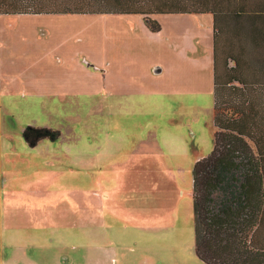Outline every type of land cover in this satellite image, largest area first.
Listing matches in <instances>:
<instances>
[{
    "label": "rangeland",
    "instance_id": "1",
    "mask_svg": "<svg viewBox=\"0 0 264 264\" xmlns=\"http://www.w3.org/2000/svg\"><path fill=\"white\" fill-rule=\"evenodd\" d=\"M41 15L0 17V264H205L193 168L213 149L207 72L135 16ZM199 37L190 59L212 50V27ZM27 127L59 136L30 147Z\"/></svg>",
    "mask_w": 264,
    "mask_h": 264
},
{
    "label": "trees",
    "instance_id": "2",
    "mask_svg": "<svg viewBox=\"0 0 264 264\" xmlns=\"http://www.w3.org/2000/svg\"><path fill=\"white\" fill-rule=\"evenodd\" d=\"M205 13L214 19L215 130L193 168L195 252L205 264H264V0H0V15H139L153 33V16ZM58 136L23 131L30 147Z\"/></svg>",
    "mask_w": 264,
    "mask_h": 264
},
{
    "label": "crops",
    "instance_id": "3",
    "mask_svg": "<svg viewBox=\"0 0 264 264\" xmlns=\"http://www.w3.org/2000/svg\"><path fill=\"white\" fill-rule=\"evenodd\" d=\"M209 13L205 14H169V15H156L153 16L152 18L158 21V17H168L167 20L170 24V28L168 32H165L164 25L162 22L160 23L161 26V31L155 35V37H158L160 40L163 41V43L166 44H171L172 42H175V48L171 49L169 53H171L173 56L177 58V61L179 64L183 65V69L185 70V66L190 62V63H196L200 65L199 70H205L208 75V82L206 84V88L209 89V91L214 93V19L212 14H210V19L208 17ZM6 17V19L11 20L14 19L16 23L18 21H23V20H33V19H42V20H49L48 16L43 17V15H0V17ZM8 16V17H7ZM84 16H95V15H84ZM124 15H106L103 14L101 17L96 16L95 19H106V18H114L119 17L122 18ZM126 16H135V19L138 20V22L141 24L142 28L147 30L148 28L146 25L143 24V17L139 15H126ZM51 20L59 21L62 20V16H51ZM158 19V20H157ZM0 20H2L0 18ZM3 20H5L3 18ZM159 22V21H158ZM210 27L213 29V40H212V50L209 53V48L204 53V58H201L200 60H194L190 59L188 56V50L197 52L198 50L203 53L202 47H201V37H199V34L201 31L206 30L210 31ZM148 31V30H147ZM152 33V32H151ZM165 36V37H164ZM186 37L189 38V43H186L184 46H180L178 42H181L184 40ZM169 39V41L166 40ZM183 49V51L179 50ZM73 58V57H72ZM190 59V61H189ZM94 65V64H93ZM160 71L161 74L166 70L164 69L163 66H155L153 69V73L156 74L157 71ZM209 75H211V81L209 83ZM95 208L98 207L97 203L95 202L94 204ZM100 207V205H99ZM23 247V248H22ZM20 250L27 254V247L22 246ZM66 246H54L52 248H55L57 251H61L63 248L65 249ZM70 248V247H69ZM38 252V251H37ZM40 253V252H39ZM22 254V253H21ZM46 256L43 258V260H35L31 259L27 255V259L25 260L24 264H57L56 262H63L64 264H69L68 258H59L57 260H52L50 256V253H45ZM48 258V259H47ZM12 261V260H10ZM66 262V263H65ZM15 264H20L19 262H15ZM75 264V263H74Z\"/></svg>",
    "mask_w": 264,
    "mask_h": 264
}]
</instances>
